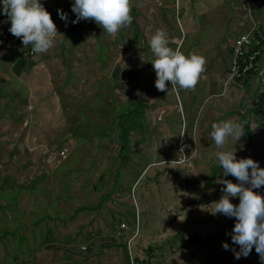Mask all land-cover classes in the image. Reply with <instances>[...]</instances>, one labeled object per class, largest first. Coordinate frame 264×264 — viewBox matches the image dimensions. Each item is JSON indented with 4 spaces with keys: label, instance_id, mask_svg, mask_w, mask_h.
<instances>
[{
    "label": "rangeland",
    "instance_id": "obj_1",
    "mask_svg": "<svg viewBox=\"0 0 264 264\" xmlns=\"http://www.w3.org/2000/svg\"><path fill=\"white\" fill-rule=\"evenodd\" d=\"M237 8L264 25V0H131L132 22L115 36L71 17L73 39L56 41L60 66L42 81L52 89L26 117V91L11 83L17 95L4 97L0 87V264H238L222 247L236 250L235 218L205 210L222 196L219 180L237 183L217 151L264 166L254 85L225 77ZM157 29L174 50L206 59L195 91L155 87ZM230 118L248 124L245 135L218 149L211 126ZM239 264L262 262L256 253Z\"/></svg>",
    "mask_w": 264,
    "mask_h": 264
},
{
    "label": "clouds",
    "instance_id": "obj_2",
    "mask_svg": "<svg viewBox=\"0 0 264 264\" xmlns=\"http://www.w3.org/2000/svg\"><path fill=\"white\" fill-rule=\"evenodd\" d=\"M3 14L11 22L9 32L21 39L24 48L31 45L34 53H47L55 47L56 38L62 34L58 32L51 14L40 0H2ZM60 18L67 24L68 15L62 9L57 10ZM72 12L76 19L92 20L107 32L115 36L122 28L130 26L131 0H74ZM171 41L165 29H157L149 40V47L154 55L151 61L156 73L155 87L158 91H166V82L172 87L195 91V88L206 71V59L198 54L185 55L179 49L169 46ZM144 62V59H142ZM246 122H237L234 119L223 120L212 124L209 136L218 149H224L229 140L235 144L245 135ZM183 153V149L180 150ZM223 176L231 175L237 183L231 180H219L223 187L222 196L210 205L212 215L223 214L235 218L231 232V240L239 246V251L230 249L228 243H223L225 250L233 251L235 258L247 257L253 248L264 264V196L254 189L264 186V168L252 158L237 159L235 152L221 150L215 153ZM188 157L183 155L180 163ZM173 162V161H172ZM239 198L238 205L231 202V198ZM208 211V210H207Z\"/></svg>",
    "mask_w": 264,
    "mask_h": 264
},
{
    "label": "crops",
    "instance_id": "obj_3",
    "mask_svg": "<svg viewBox=\"0 0 264 264\" xmlns=\"http://www.w3.org/2000/svg\"><path fill=\"white\" fill-rule=\"evenodd\" d=\"M40 2L44 5L46 10L51 14L52 19L57 26L58 32L62 34L60 35V38L59 37L56 38V41L61 44L62 42L66 40L65 35H67V40L70 39V41H72L71 39L73 38H71V36L74 33V31L69 30L70 26H68V24L70 21H68V23L66 24L65 21L60 18L57 10L62 9L63 12H65L68 15L69 19L72 17V20H75L76 15L75 13L72 12V4L74 3L73 0L72 1L70 0H40ZM236 10H237L236 15L240 16V17L238 16L239 18L237 19L238 22L240 21L238 25H240V23L243 22L245 18L247 17H250L256 20L258 19L261 20V18H255L256 16L252 15L249 9L242 11V10H239V8H237ZM242 19L243 21H241ZM72 25L76 27V23L75 24L72 23ZM24 49H31V45H29L28 48H24L21 39H16L14 42L6 44L2 48V50H0V59H2L5 62L4 66H0V87L5 93H7L3 95L4 97L9 96L10 93L13 96L17 95V92L14 93V88L10 87L11 83H13V86H16L17 88H20L26 91L25 98H24L25 104H23L24 106H22L23 110H19L18 112L19 115L24 114L26 117L27 115L26 104H29V106H31L33 97L37 96L38 94L47 95L50 93V90L52 89L53 85L52 84L49 85L48 82H47V85H43L42 81L48 80V78L50 77L49 76L50 66H56L58 64L57 63L58 55L54 56L52 54L53 52L52 49H50L45 54L36 53L35 55V53H33V55L30 57L22 56L21 54L20 57H17L19 56L18 52H21ZM12 50L13 51L15 50L18 55L16 54L12 55L11 54ZM248 78H249L248 82L252 83V85H254L256 89H258L257 90L258 92H261V88L264 87V48L261 50V54L259 56L257 66L255 67V69L252 71L251 75ZM205 79H206L205 77L203 76L201 77V80H205ZM248 85L249 84L247 83V87H249ZM254 87L252 89L253 91L250 90L247 95L251 96L250 98H253V100L256 99L255 106L257 108L258 106L260 108H264V97H263L264 94L261 95L257 93ZM190 94H192V92H190ZM3 96L0 98V103H3L2 99L5 100ZM11 114L14 115L13 113ZM4 115H5L4 116L5 119L9 118L8 116H6L7 114H4ZM18 116H15V117L17 118ZM226 241H227V238H226ZM251 252H254V251H251ZM229 253L230 254H227V255L229 257H233L231 255L234 253H231V252ZM234 259L236 260L235 263L239 264L238 259H236L235 257Z\"/></svg>",
    "mask_w": 264,
    "mask_h": 264
},
{
    "label": "built area",
    "instance_id": "obj_4",
    "mask_svg": "<svg viewBox=\"0 0 264 264\" xmlns=\"http://www.w3.org/2000/svg\"><path fill=\"white\" fill-rule=\"evenodd\" d=\"M10 20L3 14V4L0 0V49L7 43L14 42L16 38L10 32ZM264 48V25L256 19L247 17L240 23V29L230 43V61L227 65L225 77L228 82L241 80L257 66L261 50ZM31 49L22 51V56H32ZM120 228H125L120 224ZM256 253L251 252L245 259L251 261Z\"/></svg>",
    "mask_w": 264,
    "mask_h": 264
},
{
    "label": "water",
    "instance_id": "obj_5",
    "mask_svg": "<svg viewBox=\"0 0 264 264\" xmlns=\"http://www.w3.org/2000/svg\"><path fill=\"white\" fill-rule=\"evenodd\" d=\"M261 168H264V166L259 165ZM256 192H258V194H260L261 196H264V186H261V188H259ZM239 203V199L235 202L234 205H237ZM170 223V221H169ZM236 251H239V246L237 245ZM244 256H241L240 259H238L240 262H243L244 260Z\"/></svg>",
    "mask_w": 264,
    "mask_h": 264
},
{
    "label": "trees",
    "instance_id": "obj_6",
    "mask_svg": "<svg viewBox=\"0 0 264 264\" xmlns=\"http://www.w3.org/2000/svg\"><path fill=\"white\" fill-rule=\"evenodd\" d=\"M251 73L252 72L250 71L249 73H247V75L245 77H249L251 75ZM245 77H243L241 80L243 81ZM237 81H239V80H237Z\"/></svg>",
    "mask_w": 264,
    "mask_h": 264
}]
</instances>
